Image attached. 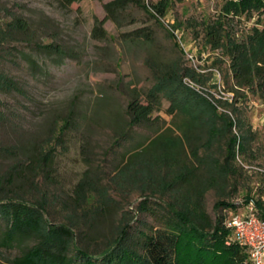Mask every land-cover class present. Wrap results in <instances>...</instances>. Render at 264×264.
Segmentation results:
<instances>
[{
    "label": "rangeland",
    "instance_id": "obj_1",
    "mask_svg": "<svg viewBox=\"0 0 264 264\" xmlns=\"http://www.w3.org/2000/svg\"><path fill=\"white\" fill-rule=\"evenodd\" d=\"M227 1L235 0H172L162 25L142 9L129 6L119 26L106 21L107 39L102 42L91 38V29L95 18H105L102 6L106 1L81 0L63 9L55 0H0V17L21 16L30 28L26 39L8 46L9 53L0 63V73L21 87L20 92L0 91V197L32 205L42 202L52 223H64L74 186L86 171L96 187L109 190L111 198L131 218L132 229L142 230V222L151 224L149 216L136 213L145 195L127 183H121L125 186L121 190L114 179L137 146L154 138L157 128L156 134L172 137L166 144L168 150L180 149L189 156V146L182 131L174 126L178 122L165 113L166 102L153 113L156 121L152 127H129L126 105L131 96L142 97L152 85L146 66L151 59L191 67L207 79L205 89L210 95L218 99L233 96L228 92L234 85L228 78L229 57L221 49L212 50L205 36ZM254 27L264 30L263 9L230 14L224 31L241 40ZM140 28L151 32L150 42H127L128 35ZM165 29L173 32L175 40ZM48 44L63 47V56L38 47ZM262 69L259 79L264 83V64ZM238 99L237 113L246 130H250V139L237 159L241 171L236 192H231V186L223 198H217L213 190L203 196L204 209L211 220L224 216L228 245L234 243V234L225 226L226 221L233 216L243 219L250 203L255 216L263 220L252 198L262 201L264 207V89L256 85L240 88ZM66 120L69 124L63 128ZM168 129L171 132L166 133ZM51 147L56 152L49 177L23 171L33 154ZM223 149L222 144L216 154L223 157ZM14 165L18 169L9 172ZM146 196L152 205L162 201ZM218 199L234 208L217 210ZM111 215L113 222L120 218L116 210ZM111 221L101 222L95 229L103 233ZM3 229L0 220V231Z\"/></svg>",
    "mask_w": 264,
    "mask_h": 264
},
{
    "label": "trees",
    "instance_id": "obj_2",
    "mask_svg": "<svg viewBox=\"0 0 264 264\" xmlns=\"http://www.w3.org/2000/svg\"><path fill=\"white\" fill-rule=\"evenodd\" d=\"M80 1L55 0L63 9ZM97 1H106L102 6L105 18L94 19L91 38L102 42L107 39L106 21L119 26L129 6L142 9L162 25L161 19L172 2L158 0L147 5L146 0ZM260 9L264 11V0L227 1L220 17L206 31L207 45L212 50L225 51L229 57L228 78L234 82L228 89L233 94L230 98L210 95L205 89L207 79L191 67L174 61H146L152 85L142 97L138 94L130 97L125 109L127 125L152 127L156 121L153 113L166 102L164 111L172 121L178 122L174 126L182 131L190 154L183 155L180 149L168 150L166 144L172 137L156 134L157 128L154 138L140 143L119 170L115 185L124 190L121 183H127L145 195L136 213L149 216L151 224L142 222V230L132 229L131 218L111 198L109 190L96 187L85 171L82 180L74 186L64 223H52L42 202L32 205L0 197V220L4 223L0 231V264H246L249 255L237 243L226 244L228 230L223 227L224 216L211 220L205 212L203 196L213 190L217 198H223L231 186V192H236V179L241 171L237 159L244 154L250 139V130H246L236 109L240 102L238 89L255 85L264 89L259 79L264 64V30L254 27L246 38L236 40L226 34L224 26L230 14H250ZM5 16L0 17V63L9 53L8 46L26 39L30 33L24 18L15 14ZM165 31L175 40L172 31ZM128 36L127 42L147 44L152 39L151 32L142 28ZM38 47L63 56L60 45ZM176 48L179 47L176 45ZM0 91L20 92L21 87L0 73ZM68 124L66 120L63 128ZM63 128L61 134L65 131ZM222 144L224 156L220 157L216 149ZM55 152L51 147L33 154L23 171L49 177L47 173ZM17 169L14 165L9 172ZM146 195L162 201L152 205ZM251 202L260 208V218L264 220L262 201L252 198ZM215 208L230 209L234 205L218 199ZM112 210L119 213L116 222L111 221ZM109 219L105 232L95 229ZM30 242L33 244L27 246Z\"/></svg>",
    "mask_w": 264,
    "mask_h": 264
},
{
    "label": "built area",
    "instance_id": "obj_3",
    "mask_svg": "<svg viewBox=\"0 0 264 264\" xmlns=\"http://www.w3.org/2000/svg\"><path fill=\"white\" fill-rule=\"evenodd\" d=\"M248 211L243 219L230 217L225 226L233 232L234 243L244 248L249 255V264H264V221H259L255 216L251 203Z\"/></svg>",
    "mask_w": 264,
    "mask_h": 264
}]
</instances>
